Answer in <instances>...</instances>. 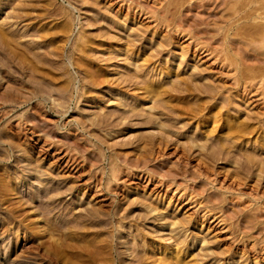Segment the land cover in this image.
I'll use <instances>...</instances> for the list:
<instances>
[{"label": "rangeland", "instance_id": "1", "mask_svg": "<svg viewBox=\"0 0 264 264\" xmlns=\"http://www.w3.org/2000/svg\"><path fill=\"white\" fill-rule=\"evenodd\" d=\"M0 33V264H264V0H0Z\"/></svg>", "mask_w": 264, "mask_h": 264}, {"label": "bare ground", "instance_id": "2", "mask_svg": "<svg viewBox=\"0 0 264 264\" xmlns=\"http://www.w3.org/2000/svg\"><path fill=\"white\" fill-rule=\"evenodd\" d=\"M1 34V33H0ZM2 36V35H1ZM3 37V36H2ZM5 38V37H4ZM181 89H183V88H180V90ZM154 94H155V92H154ZM143 106V105H142ZM232 131V130H231ZM192 141V140H191ZM195 141V140H194ZM209 142V141H208ZM223 142V141H222ZM213 144V143H212ZM197 146V145H196ZM223 146V145H222ZM228 146V145H227ZM248 155V154H247ZM241 156V155H240ZM247 157V156H246ZM245 159V158H244ZM152 206V205H151ZM153 207V206H152ZM145 208V207H144ZM153 208H155V206L153 207ZM148 209V208H147ZM92 214V213H91ZM149 214H150V212H149ZM161 218V217H160ZM159 219V218H158ZM161 219H163V218H161ZM160 220V219H159ZM161 221V220H160ZM173 221V220H172ZM174 225V224H173ZM144 259V258H143ZM171 263V262H170Z\"/></svg>", "mask_w": 264, "mask_h": 264}]
</instances>
